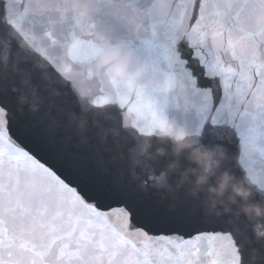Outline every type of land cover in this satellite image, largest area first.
Wrapping results in <instances>:
<instances>
[{"label": "water", "instance_id": "95a60500", "mask_svg": "<svg viewBox=\"0 0 264 264\" xmlns=\"http://www.w3.org/2000/svg\"><path fill=\"white\" fill-rule=\"evenodd\" d=\"M0 264H264V0H0Z\"/></svg>", "mask_w": 264, "mask_h": 264}]
</instances>
